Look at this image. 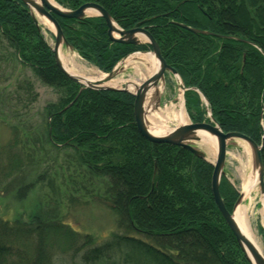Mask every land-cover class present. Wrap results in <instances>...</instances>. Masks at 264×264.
<instances>
[{
    "label": "trees",
    "instance_id": "obj_1",
    "mask_svg": "<svg viewBox=\"0 0 264 264\" xmlns=\"http://www.w3.org/2000/svg\"><path fill=\"white\" fill-rule=\"evenodd\" d=\"M55 1L68 9L94 2L123 29L149 30L185 87L208 100L222 130L262 145L264 165V0ZM28 8L22 0H0V39L43 84L63 94L45 108L42 138L55 149H71L86 176L102 179L121 231L96 243L42 213L29 222L0 217V264H250L214 200V166L182 147L145 139L131 93L85 89L79 95L80 85L59 68ZM55 19L73 50L105 73L128 55L152 49L111 41L103 17ZM177 23L232 38L196 34ZM18 89L28 101L38 96L28 79ZM185 100L193 122L209 121L197 91L187 90ZM10 127L11 139L0 146V195L19 184L23 199L43 176L21 181L37 150L20 126ZM227 179L219 191L232 212L239 192Z\"/></svg>",
    "mask_w": 264,
    "mask_h": 264
},
{
    "label": "rangeland",
    "instance_id": "obj_2",
    "mask_svg": "<svg viewBox=\"0 0 264 264\" xmlns=\"http://www.w3.org/2000/svg\"><path fill=\"white\" fill-rule=\"evenodd\" d=\"M42 27L46 41L53 48L52 31L43 25ZM63 50L68 52L65 47ZM13 52L14 49L9 43L0 39V146L5 145L11 139L10 126H20L22 133H28V136H23L24 140L31 139L27 140L28 144L33 150H37L34 153V162L26 166L21 181L25 185L38 175L43 176V181L31 188L23 199L18 198L17 195L19 184H16L14 188L9 187L7 193L0 195V217L7 216L22 222H29L33 215L42 213L49 216L50 220H61L82 234H90L96 243H102L114 232L121 231L118 228V215L103 196L104 182L100 178L86 176L84 170L75 164V156L71 149H55L45 143L42 138L48 118L45 108L47 105L59 102L63 94L43 84L33 73L31 67L19 63L13 56ZM77 60L88 68L102 72L98 67L83 60L81 56ZM136 61L126 66L120 79L133 80L138 83L145 80L142 77L147 75V67L139 60ZM25 79L34 84L38 96L33 101L25 99L24 92L18 89V83ZM167 81V87L162 92L159 110H153L148 114L150 116L156 112L157 120L164 124V129L177 126L170 119H165V112L166 108L174 109V104L179 102L177 97L182 93L172 75L168 76ZM150 128L155 129L152 123H150ZM34 137L37 139L34 140ZM236 143L229 147L225 171L228 176L227 180L235 189L241 191L243 180L253 173V165L251 152L247 145L239 140ZM41 144L44 145L43 149H37L38 146H42ZM261 206L260 199H258L255 206L257 214ZM261 217L260 219L252 218L251 221L257 234V242L264 249V236L260 231L264 224H262Z\"/></svg>",
    "mask_w": 264,
    "mask_h": 264
},
{
    "label": "water",
    "instance_id": "obj_3",
    "mask_svg": "<svg viewBox=\"0 0 264 264\" xmlns=\"http://www.w3.org/2000/svg\"><path fill=\"white\" fill-rule=\"evenodd\" d=\"M31 11L32 16L34 17L36 24H39L37 20L36 14L39 16L45 17L48 19L54 26V36L55 43L53 47V52L55 55V61L59 68L64 72V74L69 77L74 82L80 85L79 93L81 91H85V89L97 90V91H124L131 93L135 96V104H134V116L135 122L137 125L140 134L151 141V143H168L175 146L182 147L200 159L206 160L207 156L205 151H203L199 147V143L203 139L202 135L209 136L216 140L217 143V155L216 160L213 162L214 171L212 174V192L213 197L216 202V205L219 209V212L222 214L225 219L227 225L231 229V232L236 237L237 243L242 249V253L246 256L250 264H264V255L262 252L260 253L258 249L255 247L252 240L246 235L244 230L239 226L237 222H235V210L236 208L243 203L246 193L245 191H241L236 201L232 212L227 210V207L224 203L220 190L221 179L226 176V158L228 153V148L231 145H236L237 141H242L247 145L250 149L252 156V165H253V174L257 177L258 185H259V193L264 199V165L262 159V145H259L256 141H254L249 136L242 134L240 132H228L225 133L220 125L215 121L212 117V114L209 113L211 117L210 122H192L190 121L188 124H183L176 126L171 129L168 133L164 135H156L152 131H150V120L148 119V114L153 110H159L161 104L162 92L166 88V73L172 75L175 78L178 87L182 90L183 95L187 90H195L197 91L203 98V101L208 106V100L203 96V94L195 88H187L184 85V82L179 76V73L172 66H169L165 58L162 56V51L160 49L159 44L157 43L154 36L144 27H134L132 29H123L118 25L112 15L101 5L94 2H87L79 6L76 9H68L63 8L60 4H58L55 0L52 3L50 0H22ZM94 11L96 12L95 17H103L108 27V35L111 41L132 44V45H140L143 44L145 39V43H149L152 47L151 52L145 53H136V54H153L154 58L158 62L157 71L144 80L140 84H134V89H129V85L127 84L125 87H113L106 86L107 82L112 81V79H116L124 70V66L129 57L136 56V54L129 55L123 58L116 67L107 74L105 79H89L88 77H83L80 75L73 74L68 71L64 66L62 59L60 58V50L62 47H65L67 51L74 52V48L70 45L67 39L64 36L63 30L58 22L56 17L67 18V19H77L82 20L87 17H91L88 15V12ZM179 26L193 32L196 34L203 35H212L217 37H225L232 38L228 36H222L215 33H211L208 31L194 29L185 24L177 23ZM240 40V38H236ZM242 40V39H241ZM240 40V41H241ZM185 103V99H184ZM208 161V160H207Z\"/></svg>",
    "mask_w": 264,
    "mask_h": 264
},
{
    "label": "bare ground",
    "instance_id": "obj_4",
    "mask_svg": "<svg viewBox=\"0 0 264 264\" xmlns=\"http://www.w3.org/2000/svg\"><path fill=\"white\" fill-rule=\"evenodd\" d=\"M52 3L53 0H50ZM55 4V3H54ZM96 12L90 11L88 12V15L91 17L95 15ZM37 20L39 23L46 28H48L51 31H54V26L53 24L46 19L45 17L39 16L36 14ZM64 47L61 48L60 50V58L62 59L64 66L66 69L69 68L68 71L72 72L73 74L80 75L83 77H88L89 79H105L107 77L106 74L99 72L97 69H91L88 68L85 65H82L78 62V54L75 52H66L63 50ZM136 60H139L140 62L144 63L147 67V75H144L142 78L147 79L148 77H151L156 71H157V66L158 62L154 58L153 54H136V56L129 57V59L126 61L125 67L129 64L137 62ZM171 75V74H170ZM169 73H166V80L168 79V76H170ZM121 77H116V79H112V81L107 82L105 84L106 86H113V87H123L124 84L129 85V89H134L133 83L134 84H140L136 81L133 80H127V79H120ZM182 91V90H181ZM182 93L177 97L178 99V104H174V109L173 108H166V115L165 119H170L172 122L176 123L177 126L183 125V124H188L190 122L189 120V115L187 113V110L185 108L184 104V99L182 97ZM158 112V111H157ZM161 116V114H160ZM163 117V116H162ZM150 123H152L155 127V129H150L154 134L156 135H164L171 131V127H167L164 129V124L157 120L156 112H153L149 116ZM203 139L201 143H199L201 149L205 151L207 154V158L214 162L216 155H217V143L216 140L213 138H210L209 136L202 135ZM259 185H258V180L257 177L254 176V174H250L246 179L243 180L242 188L240 189L241 191H245L246 196L243 201L235 210V222L239 224V226L244 230L243 232L246 233V235L252 240L251 242L254 243L255 247L258 249V251L264 255V249L262 245L257 242V234L253 226V222L251 221L252 218H259L262 216L261 221L262 224H264V199L261 195H259ZM260 199V202L262 204L261 208L259 209V214L256 213V203L257 200Z\"/></svg>",
    "mask_w": 264,
    "mask_h": 264
},
{
    "label": "flooded vegetation",
    "instance_id": "obj_5",
    "mask_svg": "<svg viewBox=\"0 0 264 264\" xmlns=\"http://www.w3.org/2000/svg\"><path fill=\"white\" fill-rule=\"evenodd\" d=\"M207 119H209V121H207V120H204V121H205V122H210L211 117H209V116L207 115ZM204 121H202V122H204Z\"/></svg>",
    "mask_w": 264,
    "mask_h": 264
}]
</instances>
